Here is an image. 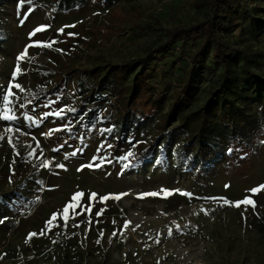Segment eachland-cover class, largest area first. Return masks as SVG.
<instances>
[{
	"label": "rangeland",
	"instance_id": "374dc122",
	"mask_svg": "<svg viewBox=\"0 0 264 264\" xmlns=\"http://www.w3.org/2000/svg\"><path fill=\"white\" fill-rule=\"evenodd\" d=\"M248 2L250 8L256 3ZM198 4V0H91L76 13L67 14L56 11L52 0H32L31 4L27 0H0V86L7 85L16 64L15 58L26 45L34 40L58 41L52 48L28 49V57L34 59L20 62L22 73L15 81L25 91L13 89V107L20 118L0 121V132L7 126L20 129L11 134L15 151L7 138L0 140V197L7 200L14 193L24 198L19 206L11 207L6 201L0 204L4 209V212L0 211V220H3L0 223V264H264V190L256 194L247 191L264 183V138L254 143V150L246 147L238 151L239 161H233L226 169L218 166L202 177H193L175 160L174 143L162 156L158 149L162 137L157 140L154 154L145 162L125 168L122 158L133 151L134 144H145L157 137L155 121L139 123L121 142L114 137L108 138L99 129L87 133L83 139L60 140L59 134L70 127L67 95L74 92L68 90L63 98L50 94L38 96L39 92L48 90L56 72L67 78L68 68L103 67L106 62L120 64L142 57L144 48L154 37L150 33L132 36L137 30L132 27V22L142 25L156 20L166 29L189 25L206 16L208 7L200 8ZM259 4L264 6V2ZM114 6L125 13L120 23L116 21L111 27L116 32L111 33L102 45L89 42L88 38L94 34L99 39L103 37V20L108 18L107 12ZM21 20H24L23 24ZM41 25L47 26L45 31L29 38V33ZM71 25L74 27H68ZM60 28L64 29L63 33L58 31ZM69 33L75 35L69 36ZM237 33L235 31L236 36ZM251 50L256 54L255 64L259 63L252 65L253 71L264 79V57L257 55L264 51V33L259 34ZM163 62L151 64L155 77L147 81L157 89L153 98L164 95L160 115L166 114L173 103L171 94L177 77L166 73L163 76ZM201 76L199 90L186 114L203 107L216 77L209 73ZM20 104L26 106L21 108ZM256 107L257 103L253 101L247 108L250 116L246 124L256 119ZM56 112L60 115H55ZM22 113H27L32 120L23 119ZM45 113L52 114L45 116ZM180 121L178 116L174 126ZM52 129L59 131L44 135ZM257 130H264V125L247 131ZM177 141L178 138L174 142ZM37 142L39 148L28 158L26 145L35 148ZM222 147L226 148L225 145ZM44 160L50 161L48 168L40 167ZM60 164L64 168L56 167ZM89 164L93 167H82ZM24 165V176L17 180L11 171L15 168L20 171ZM160 189L172 191L173 195L138 198L141 193ZM77 190L86 194L81 201L85 205L89 203L87 194L91 192L97 193L98 197L128 195L120 200L109 199L110 207L99 217L95 213L100 211L103 202L97 197L91 202L92 212L83 213L82 221L85 222L81 228L72 226V221L77 222L81 215L70 218L67 227L58 219V226L46 235L35 236L25 243L27 234L39 233L50 214L61 209ZM180 192L192 195L182 196ZM245 195L255 201V211L251 206L247 209L243 205L239 208L221 206L222 201L208 199L223 197L237 201ZM201 207L208 210L207 215L199 211ZM125 219L131 222L127 229H123ZM173 221L181 226L182 232L176 231ZM8 224H11L9 229ZM185 224L189 227L184 228ZM169 227L173 229L171 237L168 236ZM122 229L123 236L119 234ZM100 230L104 236L97 244ZM113 231H117L114 237L111 236ZM157 233L160 234L159 244L155 242Z\"/></svg>",
	"mask_w": 264,
	"mask_h": 264
},
{
	"label": "trees",
	"instance_id": "16d2710c",
	"mask_svg": "<svg viewBox=\"0 0 264 264\" xmlns=\"http://www.w3.org/2000/svg\"><path fill=\"white\" fill-rule=\"evenodd\" d=\"M89 1L52 0V4L56 11L70 14L81 10ZM248 1L198 0L200 8L208 7L204 20L171 29L162 27L156 20L142 25L132 22V27L137 28L132 36L150 33L154 37L144 48L142 57L120 64L106 62L103 67L68 68L67 78L55 71L53 83L38 96L50 94L63 98L68 90L74 92L67 95L70 108L66 112L70 127L59 134L60 140L83 139L87 133L99 129L108 138L114 137L121 142L139 123L153 120L157 137L145 144H134L133 155H127L124 161L125 168L145 162L154 154L157 140L162 137L158 148L162 156L174 143L175 160L193 177H202L218 166L226 169L233 161L241 159L238 151L243 148L254 150V143L264 138V130H247L264 125V79L253 71L256 54L251 46L259 34L264 33V6L259 4L264 0H252L256 2L253 8L248 7ZM107 14L108 18L102 19L103 37L99 39L94 34L88 38L89 42L102 45L111 33L116 32L111 27L116 21L120 23L122 14L125 16L124 11L115 6ZM257 55L264 57V51ZM159 60L164 61L163 76L165 73L177 76L171 94L173 103L166 114L161 115L159 109L164 95L153 98L157 89L147 82L155 77L151 64ZM204 73L216 76L207 100L202 108L186 114ZM75 96L78 99L75 100ZM253 101L257 103L256 119L246 124L250 116L247 108ZM178 116L181 121L174 126ZM177 138L178 141L174 142ZM24 167L20 171L15 168L11 174L22 180ZM23 199L13 193L7 200L0 197V204L6 201L15 207L22 204ZM102 205L99 209L110 207L108 200ZM0 211L4 212L1 206ZM83 217L81 214L77 222L72 221V226L79 224L76 228H81L85 222ZM7 228H11V224Z\"/></svg>",
	"mask_w": 264,
	"mask_h": 264
},
{
	"label": "snow or ice",
	"instance_id": "6c2138e0",
	"mask_svg": "<svg viewBox=\"0 0 264 264\" xmlns=\"http://www.w3.org/2000/svg\"><path fill=\"white\" fill-rule=\"evenodd\" d=\"M27 2L29 4L32 3V0H27ZM31 11V9H30ZM21 24L24 23V20L20 21ZM47 26L41 25L36 27L32 32L29 33V38H32L34 36H36L37 33L43 32L45 31ZM68 27H74V25L68 26ZM58 31L60 33H63L64 29L60 28L58 29ZM69 36H74V33H69ZM58 43V41L56 40H51L50 42H44V41H39V40H34L32 43L28 44L25 46V48L23 49V51H21L19 53V55L16 56V64L14 66V69L11 72V76L10 79L8 80V83L6 86H0V121H6V122H11V121H17L20 117H18L16 115V112L14 111V98H15V93L13 92V89H19L20 92H24L25 90L22 88V86L19 83H16V79L17 77L22 73V69L20 67V62L24 61L25 59H34L31 57H28V49L32 48V47H42V48H52V46ZM56 51H62L61 49H55ZM26 105L25 104H20L21 108H24ZM63 111V110H61ZM52 113H45V116L51 115ZM55 115L59 116L60 112H56ZM22 118L25 120H32V117L29 116L27 113H22L21 114ZM35 122V121H33ZM53 131H59V129H52L50 130L48 133H45L44 135H51ZM13 132H20V129L18 128H13L12 126H7L3 129V132H0V140H3L5 138H7V142L8 144L13 148V150L15 151L16 148V144L14 143L13 140V136L11 135ZM21 135H26V133H20ZM33 139H35V137H33ZM28 151H27V157L30 158L32 157L35 153H36V149L39 148V143L37 142L36 147H32L31 145H26ZM229 151H232L231 149H229ZM17 155H19V153H16ZM133 155L131 152L128 153V156ZM122 159H127V157H123ZM14 163V161H13ZM50 166V161L48 160H44L41 162L40 167L42 168H48ZM100 165H96V167H99ZM127 166V165H126ZM56 167L58 168H64L63 164L60 165H56ZM82 167H93L92 164L89 165H84ZM81 169H77V171H80ZM9 182L11 183V180H9ZM225 187H228V185H225ZM264 190V183L253 187L251 189H248L247 191L252 193V194H256L260 191ZM178 191V190H177ZM163 195V198H167L171 195H173L172 191L166 190V189H160L158 192H148V193H141L139 194L138 198H144V197H156V196H160ZM182 196H191V193H187V192H180L179 193ZM85 193L83 191H74L71 195L69 200L62 206L61 209L53 211L49 218L44 222V227L40 230L39 233L37 232H29L25 238V243H28L33 237L35 236H43L46 235L48 231H50L52 228L57 227L58 225L56 224V221L58 219L63 220L64 222V226L67 227L68 224V220L74 216L77 215H81L85 212L87 213H91L92 212V203L93 201L97 200L98 194L95 192H91L89 194H87V200L89 201L88 204H82L81 201L83 198H85ZM128 195V193H119V194H108V195H104V196H100L98 197L100 202H104L107 201L109 199H115V200H120L123 196ZM208 199H218L220 201H222L221 206H231V207H237L239 208L241 205L245 206V209H247L248 206H251L253 208V210L255 211L256 209V203L253 199H251L250 196L245 195V197L243 199L237 200V201H230L228 199H225L223 197L220 198H208ZM77 209H79V211H77ZM105 211V209H100V211H97L95 213V215L97 217L101 216L103 214V212ZM200 212L204 213L205 215L208 214V210L204 209L203 207H201V209L199 210ZM243 216V213L241 214ZM7 219V218H5ZM89 223H91V218H89ZM0 223H3V220H0ZM113 223H115V221H113ZM130 221L125 219L124 224H123V229H127L130 225ZM173 225H175V229L178 232H182L183 229L181 228V226L176 223L175 221L172 222ZM79 224H75L73 225V227H79ZM136 227H139V225H137ZM184 228L189 227L188 224H185L183 226ZM123 229L120 230L119 234L121 236H123ZM133 231H135V229H132ZM173 233V229L172 227L168 228V236L171 237ZM57 235H59V233H57ZM99 238L96 240V243L99 244L101 239L104 236V232L103 230L99 231ZM117 235V231H113L111 236H116ZM145 235H147V233H145ZM150 239H152L150 237ZM109 240L111 242V237H109ZM155 242L157 244L160 243V234L157 233L156 237H155ZM53 243H56V241H53ZM146 247L148 246L147 244L145 245ZM157 264H159V262H157Z\"/></svg>",
	"mask_w": 264,
	"mask_h": 264
}]
</instances>
